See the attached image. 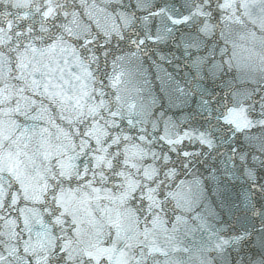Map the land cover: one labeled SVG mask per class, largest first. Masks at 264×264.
Instances as JSON below:
<instances>
[{
    "label": "snow or ice",
    "instance_id": "1",
    "mask_svg": "<svg viewBox=\"0 0 264 264\" xmlns=\"http://www.w3.org/2000/svg\"><path fill=\"white\" fill-rule=\"evenodd\" d=\"M27 9L31 23L0 21V264H182L186 216L157 223L167 204L147 198L176 194L154 179L129 196L121 154L143 141L148 118L163 143L164 125L181 117L172 125L179 147L158 163L169 178L177 162L185 172L193 158L203 168L199 211L176 203L202 226L214 221L196 264H264V83L238 101L234 41L228 47L234 25L264 16V0H31ZM140 51L168 65L181 60L186 84H162L138 106L119 87L122 73L108 69ZM41 97L59 123L31 103ZM93 125H103V140L92 138Z\"/></svg>",
    "mask_w": 264,
    "mask_h": 264
},
{
    "label": "water",
    "instance_id": "2",
    "mask_svg": "<svg viewBox=\"0 0 264 264\" xmlns=\"http://www.w3.org/2000/svg\"><path fill=\"white\" fill-rule=\"evenodd\" d=\"M30 2L31 0H0V21H11L13 26L24 19L31 23L32 14L27 9V5ZM38 2L43 3L44 0H38ZM68 2H71V0H68ZM108 2H111V0H108ZM139 2L146 6L151 3V0H139ZM183 2L191 5L192 0H183ZM53 3H55V0H53ZM21 9H24V11H21ZM254 11L258 12L259 9L255 8ZM85 23L90 24L93 29L97 27L95 21H88L87 18H85ZM213 29L214 25L206 23L202 30L206 36H210ZM233 41L236 47L230 71L235 79L230 81V83L239 89L235 93V98L238 101H242L250 96L253 85L264 83V16L253 15L234 25L232 39L228 45L230 52L233 51ZM155 57V52L149 55L147 51H140L135 55L126 53L122 61L113 62L110 60L109 62V74L122 73L119 87L126 90L124 94L129 96L132 101H135L138 106L144 99L155 96L162 84L172 83L176 79L186 84L185 71H178L176 67L177 65H180L181 68L183 67L181 60L173 57V64L168 65L162 62V58L157 60ZM31 103L42 104L43 108L48 110L44 113L45 117L55 118L56 122H60L57 108L52 106L46 97H41ZM176 115L179 116V113H176ZM133 119H139V117L133 114ZM187 119L188 117H181L176 121L169 120L164 125L163 143H161L157 139L158 134L153 135V130L150 126L152 121L151 118H148L147 123L140 125V127L148 128V131L144 134L143 141L126 144L121 149V154L123 163L127 165L129 170L124 173V186L129 196L136 188L141 186L142 181L150 182L154 179L157 180V187L163 182L165 184V192L176 194V199H170L169 196H165L163 201L157 202L150 190L147 198L155 207H159V203L167 204V208L153 218L157 223L170 219L177 211L181 215L186 216L187 224L182 226L178 233L177 243L181 251L176 258L182 264H196L201 250L209 245V231L215 230L213 227L214 221L208 219L206 225L202 226L198 220L193 219L194 213L177 209L176 203L179 200L180 204L183 205L185 200H190L191 206L199 211L197 203L199 193L195 180L203 175V168L195 158L192 159V165L187 172L177 162L175 177L169 178L168 173H162L163 165L158 163L161 159L165 161L169 159L166 151L169 146L173 149L179 147L180 137L172 125H179ZM157 120H159V117ZM234 120L235 122H240L239 111L234 113ZM67 127L68 125H65V128ZM90 131L94 140L97 138L103 140L105 138L106 133L103 125H93ZM162 152L164 153L163 157L161 156ZM106 163H111V161L108 160ZM169 171L172 170L170 169ZM254 174L255 172L252 170L249 179ZM181 181L184 183L181 184ZM165 212L167 216H165ZM134 219L135 214L129 212V226L134 224ZM184 248H188L189 252L184 253Z\"/></svg>",
    "mask_w": 264,
    "mask_h": 264
}]
</instances>
